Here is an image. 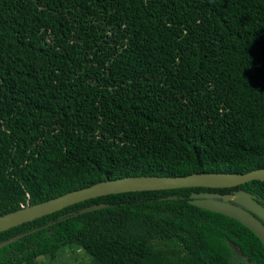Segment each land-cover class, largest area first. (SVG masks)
<instances>
[{"label":"trees","instance_id":"trees-1","mask_svg":"<svg viewBox=\"0 0 264 264\" xmlns=\"http://www.w3.org/2000/svg\"><path fill=\"white\" fill-rule=\"evenodd\" d=\"M257 169L264 0H0V216L102 181ZM239 190L264 205L262 181L87 200L1 232L38 229L0 264H264L253 231L189 203Z\"/></svg>","mask_w":264,"mask_h":264},{"label":"water","instance_id":"water-1","mask_svg":"<svg viewBox=\"0 0 264 264\" xmlns=\"http://www.w3.org/2000/svg\"><path fill=\"white\" fill-rule=\"evenodd\" d=\"M252 181L264 182V169L244 174L235 173H194L188 176H137L102 181L90 187L69 192L43 203L23 206L21 209L0 216V233L36 219L52 215L75 204L109 195L130 192L162 191L182 188L226 189L235 188ZM190 204L231 217L253 231L264 244V205L257 196L245 190L230 194L213 192L193 193ZM108 204L83 209L79 214L107 208ZM36 230L0 242V249L20 240ZM235 251L241 252L236 246Z\"/></svg>","mask_w":264,"mask_h":264},{"label":"rangeland","instance_id":"rangeland-1","mask_svg":"<svg viewBox=\"0 0 264 264\" xmlns=\"http://www.w3.org/2000/svg\"><path fill=\"white\" fill-rule=\"evenodd\" d=\"M89 256L83 251H64L60 254L58 259L49 260V258H40L37 264H88L90 262Z\"/></svg>","mask_w":264,"mask_h":264}]
</instances>
